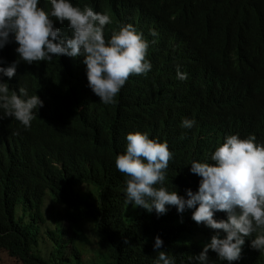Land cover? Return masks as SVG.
<instances>
[{"label":"clouds","instance_id":"1","mask_svg":"<svg viewBox=\"0 0 264 264\" xmlns=\"http://www.w3.org/2000/svg\"><path fill=\"white\" fill-rule=\"evenodd\" d=\"M133 1L135 11L120 0H0V119L17 127V156L31 162L28 171H40L35 164L51 159L61 139L62 147L78 141L115 152L122 146L115 159L120 194L156 225L165 217L181 219L186 238L204 245L200 251L195 243L187 264H264V142L234 133L212 149L194 130L195 115L196 121L182 116L179 125L166 124L150 136L127 133L122 93L140 84L143 98L156 95L160 74L168 71L181 84L187 74L180 69L194 60L183 17L166 4L145 10L150 0ZM196 9L192 0L187 11ZM163 107L190 114L179 95ZM88 188L77 190L85 201L94 196ZM43 211L66 218L71 209L48 194ZM83 226L95 245V223ZM65 227V245L80 246ZM163 245L156 236L149 249L154 264H176Z\"/></svg>","mask_w":264,"mask_h":264},{"label":"trees","instance_id":"2","mask_svg":"<svg viewBox=\"0 0 264 264\" xmlns=\"http://www.w3.org/2000/svg\"><path fill=\"white\" fill-rule=\"evenodd\" d=\"M120 1L127 11H135L133 0ZM191 1L150 0L144 5L146 10L166 4L184 18L191 30L194 60L180 69L187 74L181 84L176 83L175 71H168L160 74L156 95L143 98L140 84L122 93L121 104L130 115L127 133L150 136L166 124L179 125L182 116L191 115L196 121L195 115L200 121L194 130L212 149L234 133L255 135L257 142H264V0H196L197 9L190 13ZM55 73L50 71V76ZM178 95L185 98L190 114L163 107ZM81 102L84 106L89 102L84 93ZM145 106L149 109L144 111ZM21 140L13 121L0 119V264L8 258L19 264H85L84 250L94 264H154L156 256L149 249L156 236L164 241L161 250L176 264H187L197 244L200 251L203 248L186 238L177 216L156 225L146 210L125 202L115 166L116 156L125 151L122 146L115 152L78 141L62 147L66 141L61 139L51 159L35 164L40 171H28L31 162L19 158L25 157L20 152L17 156ZM84 187L94 192L91 201L77 193ZM48 194L65 201L71 209L66 218L43 211ZM87 222L96 225L95 245L83 226ZM66 223L75 236L73 243L80 245L72 250L65 245Z\"/></svg>","mask_w":264,"mask_h":264},{"label":"rangeland","instance_id":"3","mask_svg":"<svg viewBox=\"0 0 264 264\" xmlns=\"http://www.w3.org/2000/svg\"><path fill=\"white\" fill-rule=\"evenodd\" d=\"M92 258L93 257H89L87 256L85 258V261H86V264H94L95 262L92 261ZM98 263V262H97ZM5 264H19V262L15 261L14 259L12 258H8L5 260Z\"/></svg>","mask_w":264,"mask_h":264},{"label":"bare ground","instance_id":"4","mask_svg":"<svg viewBox=\"0 0 264 264\" xmlns=\"http://www.w3.org/2000/svg\"><path fill=\"white\" fill-rule=\"evenodd\" d=\"M122 8V6H120ZM123 9V8H122Z\"/></svg>","mask_w":264,"mask_h":264}]
</instances>
